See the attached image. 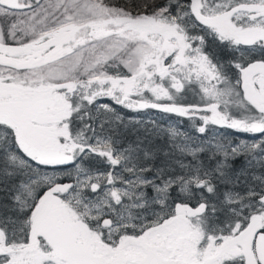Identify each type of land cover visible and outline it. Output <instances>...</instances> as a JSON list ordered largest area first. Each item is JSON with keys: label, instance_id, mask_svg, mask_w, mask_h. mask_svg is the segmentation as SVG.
<instances>
[{"label": "snow or ice", "instance_id": "obj_1", "mask_svg": "<svg viewBox=\"0 0 264 264\" xmlns=\"http://www.w3.org/2000/svg\"><path fill=\"white\" fill-rule=\"evenodd\" d=\"M0 264H264V0H0Z\"/></svg>", "mask_w": 264, "mask_h": 264}, {"label": "trees", "instance_id": "obj_2", "mask_svg": "<svg viewBox=\"0 0 264 264\" xmlns=\"http://www.w3.org/2000/svg\"><path fill=\"white\" fill-rule=\"evenodd\" d=\"M102 102H104V103H112L110 100H108V99H105V100H103ZM113 106H115V105H113ZM241 138H249V137H246V136H242Z\"/></svg>", "mask_w": 264, "mask_h": 264}]
</instances>
